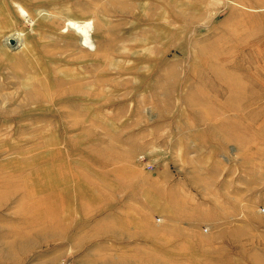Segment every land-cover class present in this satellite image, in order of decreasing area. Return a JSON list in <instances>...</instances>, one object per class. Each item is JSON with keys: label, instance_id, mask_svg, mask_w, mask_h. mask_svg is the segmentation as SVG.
<instances>
[{"label": "rangeland", "instance_id": "obj_1", "mask_svg": "<svg viewBox=\"0 0 264 264\" xmlns=\"http://www.w3.org/2000/svg\"><path fill=\"white\" fill-rule=\"evenodd\" d=\"M231 1L0 0V264H264V0Z\"/></svg>", "mask_w": 264, "mask_h": 264}, {"label": "bare ground", "instance_id": "obj_2", "mask_svg": "<svg viewBox=\"0 0 264 264\" xmlns=\"http://www.w3.org/2000/svg\"><path fill=\"white\" fill-rule=\"evenodd\" d=\"M84 33H85V32H84ZM7 41H10V42L12 41V42L15 43V38L12 37V36H11V37L9 36V37L7 38ZM87 42H88V39H87V36L85 35V43H87ZM85 43H84V44H85Z\"/></svg>", "mask_w": 264, "mask_h": 264}, {"label": "built area", "instance_id": "obj_3", "mask_svg": "<svg viewBox=\"0 0 264 264\" xmlns=\"http://www.w3.org/2000/svg\"><path fill=\"white\" fill-rule=\"evenodd\" d=\"M221 1L222 3H224L225 5L228 4V3H231L232 1L231 0H219ZM157 221H160V217H157L156 218Z\"/></svg>", "mask_w": 264, "mask_h": 264}, {"label": "crops", "instance_id": "obj_4", "mask_svg": "<svg viewBox=\"0 0 264 264\" xmlns=\"http://www.w3.org/2000/svg\"><path fill=\"white\" fill-rule=\"evenodd\" d=\"M158 238H159V236H158ZM158 238H157V240H159ZM160 238L163 240L162 242L165 241V236H164V234H162V236H161Z\"/></svg>", "mask_w": 264, "mask_h": 264}]
</instances>
